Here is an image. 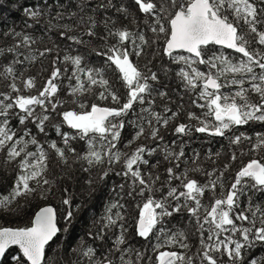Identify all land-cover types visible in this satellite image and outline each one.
Instances as JSON below:
<instances>
[{"label":"snow or ice","instance_id":"obj_1","mask_svg":"<svg viewBox=\"0 0 264 264\" xmlns=\"http://www.w3.org/2000/svg\"><path fill=\"white\" fill-rule=\"evenodd\" d=\"M134 4L138 12L144 15L143 23L156 35L151 42L143 30L135 32L127 27H109L115 24L110 17L102 21V34L98 33L96 17L85 11L90 6L89 0H81L77 6L79 12L85 14L79 16L75 26L59 23L64 18L60 12L53 17L56 23L52 20L48 23L49 29L58 30L61 37L76 44L90 43L92 39L104 42L106 50H97L96 54L106 57V62H110L108 66H114L118 72L119 79L127 89L123 102L111 90L102 69L81 67L80 55H65L63 61L74 66L67 76L69 81H75L70 86V102L78 105L82 111H59L66 101L57 96L60 90L57 81L68 72V68L62 70L57 66V55L52 61L49 77L37 89L36 78H23V72H18L15 67L24 63L19 59L23 54L18 49L35 41L26 33L13 29L2 33L4 37L16 40L11 46L0 47V57L7 58L8 54H12L8 63H0V77L10 80L7 85L9 91H0V154L6 171L8 166H14L11 170L15 171V178L10 191L0 194V210L13 211L12 205L18 198L34 194L46 198L45 193L50 189L45 186L52 184L46 176L50 159L48 149L55 153L58 163L68 167H71L69 154L74 162L85 161L90 167L103 165L107 161L109 168L102 172L101 180L112 171L111 165L123 161L124 170L116 175L131 178L129 191L125 195L144 198L143 203L137 205L139 213L135 234L145 241L154 237L151 254H147V249H138L129 243L127 228L122 223L124 215L120 211L125 206L117 201L106 207L98 230L95 233L89 231L90 237L103 241L108 231L118 227L119 234L115 236L112 246L97 255L94 247L82 242L79 249L73 250L81 260L86 258L87 264H151L153 261L154 264H194L198 259L200 264H245L246 253L257 243H264V201L255 200L257 194L264 193V159H250L235 171L226 192L224 176L230 167L228 163L224 164L222 171L215 168L206 171L197 164L195 168H185L177 173L181 158L185 156L182 145L178 152L167 145L163 148L164 159L174 165L166 168L165 181H161L159 174L142 172L141 166L149 165L145 154L155 153L159 145L157 148L139 145L129 154L121 151L118 143L121 130L125 127L123 117L133 110L134 104H145L153 91L149 81H158L159 77L151 68H148L147 74L138 70L130 60L133 53L125 44L130 42L134 55L140 56L145 51V45L156 43L163 35L162 54L172 63L180 65L177 76L186 89L195 93L192 104L205 110L200 116L188 112V120H195L196 124L179 123L174 128V134L191 135L194 131L225 137L234 128L250 122L264 124V0H134ZM98 7H113L112 0L100 3ZM116 10L130 23L139 26L138 18L129 13L126 7L121 5ZM24 12L39 23L41 9L25 8ZM69 16L77 17L78 13L70 12ZM25 26L32 27L27 23ZM75 28H83L81 36L71 34ZM83 36L89 40L86 42ZM110 37L116 38V43L109 45L107 41ZM209 46L229 49L239 56L234 59ZM52 51V48H46L40 55ZM156 54L161 53L158 51ZM25 60L34 61L35 57L25 56ZM201 65L206 71L201 70ZM163 70L165 73L169 71L168 68ZM95 88L101 89L97 94L98 100L110 99L117 107L87 104L81 100L82 96L91 94ZM225 88L229 91H222ZM33 89H36L34 94H23L25 90ZM158 95L163 98L167 94L159 92ZM147 103L151 105L154 100L147 99ZM141 112L147 113V116L140 115L137 121H130L137 131L128 141L129 147L145 136V122L148 126L147 138L163 141L160 129L155 124L166 127L170 120L178 116V112H172L167 106L165 112L172 114L166 118L152 112L151 107L142 108ZM56 117L62 119L52 123ZM13 119L18 121L16 127L12 126ZM29 125H34L35 133ZM64 125L72 131H62ZM49 127L60 137L63 147L54 140L41 142L38 139L40 135L47 137ZM227 139L230 145L236 146L247 141L252 152L264 149V132H257L254 137L241 132L227 136ZM73 141H83L85 151L78 153L71 146ZM172 144L175 145L176 141L173 140ZM215 155L219 156V153ZM208 158L211 159V155ZM198 159L199 153H194L192 163L196 164ZM230 159H237L235 152H232ZM158 163L151 167H157ZM190 171L200 173L206 180L201 183L189 178ZM173 180L179 181V184L173 186ZM119 187L123 191L125 186L121 184ZM217 188L221 189L219 197L215 195ZM206 192L213 194L207 204L202 202ZM156 193H160L159 198ZM241 198H246L244 207H241ZM63 204L69 205L70 199L65 198ZM185 210L198 234V247L192 256L185 251L168 250L171 246L184 250L191 248L184 231L173 232L165 227L166 218ZM72 217L73 212L69 210L65 219L70 221ZM60 231L56 211L51 206L42 207L35 213L30 226L0 227V261H5L12 246H17L22 256L8 257L9 262L46 264V246ZM250 264H258V261L252 259Z\"/></svg>","mask_w":264,"mask_h":264},{"label":"trees","instance_id":"obj_2","mask_svg":"<svg viewBox=\"0 0 264 264\" xmlns=\"http://www.w3.org/2000/svg\"><path fill=\"white\" fill-rule=\"evenodd\" d=\"M81 0H0V47L11 46L16 42L13 38L4 37L3 32L13 29L22 33H26L31 36L35 43L29 44L27 47H20L18 51L22 53L19 59L24 60L23 64L16 65L18 72H23L24 77L34 76L36 78L37 89L42 87L46 79L49 77L52 70V61L59 56L57 60V66L62 70L67 67L68 72L65 73L60 80L57 81L60 86V90L57 93L58 98L66 101V103L59 109L64 110H76L82 111L78 105L70 102V86L75 84V81H69L67 76L71 74L74 66L70 62H64L63 57L65 55L75 56L80 55L82 57L81 67L87 66L91 68H99L103 70V74L106 79L109 80L111 90L115 91L120 97L121 101L125 99L127 89L124 87L122 81L119 79L118 72L115 71L114 66L109 67L110 62H106V57L97 55L98 51H105L104 42L99 39H92L90 43L76 44L69 41L65 37L59 35V31L56 29H49L48 23L52 20L53 23L57 21L53 20L57 12L63 13L64 18L59 21L61 24H72L75 26L76 20L80 15H84V12H79L78 5ZM90 6L85 9L87 14L94 15L97 19V32L102 34L103 23L106 18H111L115 22L114 25L110 24L109 27L124 28L127 27L131 31L139 32L143 30L146 38L151 42L156 39V35L153 34L148 27L143 23L144 15L139 13L137 6L134 4V0H112L113 7L107 9H100L98 6L100 3H107V0H89ZM121 5L129 10V13L138 18L137 27L136 24H132L128 19H125L124 15L118 12L116 9ZM31 8L33 10L41 9L42 14L39 17V23H36L30 17H28L24 9ZM70 12H77V17H70ZM31 24L32 27H26L25 24ZM83 28H75V34L81 36ZM86 42L88 37H82ZM18 39V38H17ZM164 37L161 35L156 43H149L145 45V51L140 56L134 55V50L131 43H126L125 46L129 48L130 60L141 72L147 74L148 68L157 72L158 81H149L152 85V95L146 98L145 104H134L133 110H131L126 117L125 127L121 130V138L118 143V148L123 152H131L139 145H145L147 148H157V151L151 155L145 154V158L149 160V165H142L141 170L151 171L153 174H159L161 181H165L167 178L166 168L174 167L164 159L163 148L165 145L169 146L175 151H179L180 146L184 148L185 156L181 158L180 168L176 169L177 173L185 168H195L197 164L206 171L212 169L223 170L224 164L230 165L228 172L224 176V191L226 192L229 186L230 179L233 177L235 171L241 166L246 164L250 159H264V149L259 152L250 151L251 145L245 141L241 145H230L227 136L233 134L239 135L241 132L248 136L254 137L257 132H264V124L252 123L248 125L236 127L226 134L225 137L209 136L205 133L192 132L191 135H178L174 134V128L179 123L196 124L195 120L189 121L187 118L188 112H194L198 116L202 115V110L192 104V100L195 98V93L185 88L184 83L177 76L180 65L174 64L170 59L162 54V45ZM109 45L116 43V38L110 37L107 41ZM139 43V41H137ZM213 50L223 51L225 54L231 55L234 59L239 54L219 48L217 46H209ZM46 48H52V52H47L41 56L40 52H43ZM161 54L157 55V52ZM25 56L35 57L34 61L25 60ZM12 59V54H8L7 58L0 57V63L6 64ZM149 61L151 63L149 64ZM164 68H168L167 73L164 72ZM201 70H205L203 65L200 66ZM2 71V68H0ZM259 71V69H257ZM10 80H5L0 77V91H9L7 85ZM21 84L20 80L16 81ZM101 89L95 88L91 94H85L81 97V100L87 104L98 103L101 106L117 107L109 100H98L97 94ZM36 89L25 90L23 94H34ZM222 91L227 92L229 89L225 88ZM165 92L167 95L161 98L158 93ZM147 99L154 100V103L149 105ZM202 103V101H200ZM165 106L170 108L172 112H178V116L170 120L169 124L164 127L162 124H155L160 129V136H163V141H154L147 138L148 126L145 122V136H141L138 140H135L131 146H128V141L132 140L135 136L137 128L134 123L130 121H137L140 115L147 116V113H142V108L151 107L152 112L159 114L162 118L170 117L171 112H165ZM90 110V109H86ZM62 117H56L52 123H57ZM12 126L16 127L18 121L13 119L11 121ZM32 128L33 133L36 132L34 125H29ZM62 131H72L64 125ZM38 139L41 142L56 141L58 146L63 147L60 137H58L55 131L49 127L47 137L40 135ZM175 140L176 144L173 145L172 141ZM47 149V143L44 144ZM71 146L77 149L78 153L85 151V143L83 141H73ZM49 151V170L46 173L47 178L52 181L50 186H45L50 190L45 193V197L39 194H34L28 197L18 198L12 205L13 211L7 209L0 210V227H25L30 226L34 213L40 207L44 205H53L57 212V218H59L58 225L60 232L57 237L46 247V264H73L74 261L77 264H87L86 258H81L74 252V249H79L81 243L85 245H91L97 250V255L103 253L112 246V242L115 236L119 234V228H113L107 232L103 241L93 239L89 236V231L95 233L100 227L101 217L105 214V209L110 203L119 201L125 207L120 209L124 215L122 223L127 228V238L131 245L138 249H147L151 254V243L155 242L154 237L149 241H145L143 238L136 236V222L138 220L139 208L138 204H142L144 198L136 196L129 197L125 195L129 191L130 177H124L116 175L117 172L123 171V161L120 163L111 165L112 171H109L108 176L103 180L100 179L102 172L109 168L107 161L103 165H96L90 167L85 161L74 162V158L69 154V165L60 164L57 161L55 153L50 149ZM232 152L236 153L237 159L232 161L230 159ZM194 153H199V159L196 164L192 163ZM215 153H219L216 156ZM243 153V154H242ZM211 155V159L208 157ZM186 161V163H185ZM158 166L152 168L151 165L157 164ZM12 167L8 166L6 171L3 164V156L0 154V194H7L13 186L15 171H12ZM84 168H88V171H84ZM189 178H194L203 183L206 177L196 172H189ZM89 181H92L89 184ZM123 184L125 187L121 191L119 185ZM179 181L173 180L172 185H178ZM159 187V184H157ZM221 192L220 188H217L215 195L219 197ZM160 193H156V197L159 198ZM213 196L211 192H206L202 198L203 203H210V198ZM65 198L70 199L69 205H64L63 200ZM256 201H264V193L257 194ZM246 198H241V207H244ZM71 210L73 217L70 221L65 219L67 212ZM114 212L116 209L113 210ZM59 213V214H58ZM61 216V217H58ZM159 227V225H158ZM165 227L171 231H184L188 237L187 242L191 245L190 250L180 249L178 246H171L168 250L185 251L188 255L192 256L196 253L198 247V234L196 233L194 222L190 220L188 213L182 211L174 214L172 217H168L165 220ZM165 250V249H161ZM13 255H21L18 249L10 248L6 254L5 261H1L0 264H15V261H8V257ZM154 255V254H153ZM226 259V257H225ZM252 259H256L258 264H264V243H257L255 247H252L245 255V264H250ZM118 264V262H117ZM154 264V261L151 262ZM194 264H200L198 259H195Z\"/></svg>","mask_w":264,"mask_h":264},{"label":"water","instance_id":"obj_3","mask_svg":"<svg viewBox=\"0 0 264 264\" xmlns=\"http://www.w3.org/2000/svg\"><path fill=\"white\" fill-rule=\"evenodd\" d=\"M217 47H219V46H217ZM226 50H229V49H226ZM229 51H232V50H229ZM232 52H233V51H232ZM46 206H51V207L56 211L55 207H54L53 205H50V204H49V205H44V206H42V207H46ZM42 207H40L39 209H37V211H36L35 213H37ZM35 213H34V215H33V218H34V216H35ZM33 218H32V219H33ZM56 222H57V213H56ZM136 223H137V222H136ZM6 227H10V226H6ZM57 227L60 229V227H59L58 224H57ZM13 228H16V227H13ZM58 234H59V232H58ZM58 234H57V235H58ZM56 237H57V236H56ZM56 237H54V239H55ZM54 239H53V240H54ZM51 242H52V241H51ZM51 242H50V243H51ZM50 243H49V244H50ZM46 247H47V246H46ZM11 248H16V249H18L17 246H12ZM18 250H19V249H18ZM19 252H20V251H19ZM21 255H22V253H21ZM0 262H1V261H0Z\"/></svg>","mask_w":264,"mask_h":264},{"label":"rangeland","instance_id":"obj_4","mask_svg":"<svg viewBox=\"0 0 264 264\" xmlns=\"http://www.w3.org/2000/svg\"><path fill=\"white\" fill-rule=\"evenodd\" d=\"M57 213V212H56ZM59 214V213H58ZM58 217H61V216H58ZM58 222H59V218H57V224H58Z\"/></svg>","mask_w":264,"mask_h":264}]
</instances>
